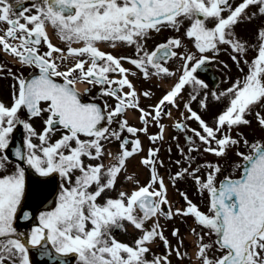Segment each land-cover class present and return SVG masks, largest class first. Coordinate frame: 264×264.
<instances>
[{
	"label": "snow or ice",
	"instance_id": "obj_1",
	"mask_svg": "<svg viewBox=\"0 0 264 264\" xmlns=\"http://www.w3.org/2000/svg\"><path fill=\"white\" fill-rule=\"evenodd\" d=\"M15 4L21 6L18 15L8 0H0V23L8 25L0 35V49L14 56L20 64L38 69L39 75L32 79L15 77L17 83L11 106L0 102V172L5 170L9 159L5 153L11 148L10 136L17 125H22L27 133L23 141L26 152L17 147L14 152L17 159L38 178H52L58 174L68 186L61 185L54 210L41 213L38 226L31 228L27 239L22 240L25 234L18 232L15 225L21 218L31 219L23 206L27 199L26 170L17 164L13 173L0 175V264H33L30 249H36L42 260L48 257L57 264H71L72 260L75 264H171L168 257L172 251L178 258H184L179 249L170 248L158 221L146 227L148 221L161 215L169 220L175 216H190L198 226L208 230L204 235L215 234L216 240L209 244L203 242L204 235L192 230L198 238L200 264H264V143L248 145L244 140L252 152L249 155L237 153L246 162L243 174L238 179L226 177L219 187L215 184L216 174L221 172L219 165H207L210 171L205 180L197 175L199 167L184 168L175 174L173 180L191 176L200 190L210 193L208 213L201 212L183 192L180 195L186 201L185 208L175 211L170 207L162 208V205H169V201L164 181L156 171L158 149H150L141 161L145 167L151 166L147 185L138 186L131 193L120 192L117 198L98 203L104 193L115 189L126 160L141 150L138 139L131 141L132 148L128 150L130 141L122 139L121 133L147 134L150 120L159 125L162 115H170L164 112L165 105L178 106L177 99L186 85H192L194 91L196 86L206 88L207 85L194 74L209 62L207 54L216 53L220 45H230L234 52L244 53L246 45L235 37L232 28L249 6L258 5L259 13L264 15V0H243L234 9L230 0H32L31 8L23 6L25 0H15ZM33 8L35 14H26ZM226 10L229 14L225 17ZM182 20L191 22L185 35L194 40L200 54L198 59L193 53L174 51L182 46L181 40L176 38L168 39L151 53L143 49L140 41L146 39L150 31L160 32L166 27L179 31ZM209 21H214L211 28L207 26ZM49 24L68 44L66 55L63 49L51 43L46 32ZM103 42L112 47L118 42L135 45L137 58H116L105 53L97 47ZM73 43L83 46L73 48ZM42 44L47 47L43 53L40 52ZM257 52L242 81H237L226 92L212 93L216 100L231 96L226 109L217 116L215 127L209 126L189 104L184 105L189 113L186 119L197 121L202 129L203 134L193 132L205 146L203 152L224 157L232 146L240 143L226 133L225 128L230 132L234 127L249 125L246 114L264 103V29L258 32ZM54 53L58 55L54 57ZM170 57L184 61L182 74L152 112L139 108L137 92L128 79L136 73L125 69L121 61L127 60L147 79L151 75L149 66L156 70L155 75H174L160 63ZM69 58L74 59V64L60 71L57 60ZM232 59L239 63L236 55ZM192 61L195 63L190 67ZM110 73L120 78L110 79ZM56 77L63 82L58 83ZM77 82L99 86L100 95L114 98L115 105L105 104V109H109L105 112L95 103H82L75 87ZM124 88L128 91L123 92ZM143 95L150 94L144 92ZM196 98V95L190 97L191 100ZM200 107H207L203 100ZM22 109L29 119L43 118L46 114L41 132L20 119L18 113ZM128 109L140 111L139 119L145 127L137 129L128 126L126 120L117 119ZM256 116L258 124L264 128V116L259 112ZM114 122L118 129L111 128ZM175 127L181 131L186 129L181 123ZM61 129L60 138L52 142L53 135ZM163 131L160 125V134L149 136V139L153 143L162 140ZM33 137L38 143L33 142ZM187 139L190 144L195 143L191 137ZM112 140L120 141L121 148L115 164L106 169L103 163L85 164V158L101 160L104 155L102 142ZM189 151L198 149L189 148ZM39 182L47 183L48 179ZM156 185L159 190L154 187ZM125 221L142 233L132 246L119 242L112 235L114 229L123 228ZM172 235L178 236L179 230H173ZM157 239L163 241L169 251L148 260L149 245ZM180 243L182 245V241ZM214 247L219 255L210 257L208 252Z\"/></svg>",
	"mask_w": 264,
	"mask_h": 264
},
{
	"label": "flooded vegetation",
	"instance_id": "obj_2",
	"mask_svg": "<svg viewBox=\"0 0 264 264\" xmlns=\"http://www.w3.org/2000/svg\"><path fill=\"white\" fill-rule=\"evenodd\" d=\"M10 4L13 5V11L18 15L19 11L21 10V6L15 4V0H8ZM32 0H25L24 7L31 8ZM26 14H35V9L33 8L30 13ZM23 22V21H21ZM8 25L6 23H0V35L3 34V31L6 30ZM31 27V26H30ZM46 32L47 35L50 38L51 43L64 50L65 55L67 54V48L68 44L64 41H62L59 36L57 35L56 30L49 24L46 26ZM186 31L181 30V26L179 27V31H176L170 27L162 28L160 32L150 31L149 35L146 39L140 41V43L143 46V49L147 51L148 53H151L156 49V47L160 44L166 43L168 39L176 38L180 39L182 42V46L179 49H173L174 51H177L179 53H185L190 52L195 54L196 58L198 59L200 54L196 50L194 46V40H190L185 35ZM12 43H17L16 41H12ZM83 45L81 43H73L71 47L73 48H79ZM97 47L99 50L104 51L105 53H110L116 58L120 57H129V58H137L136 55V49L135 45L128 46L124 43H117L115 47H112L110 43L103 42L98 43ZM226 47L227 45H220L218 48V51L216 53H208L207 55L210 57L209 62H207L203 67L211 68L212 71L217 75L214 79H207L204 76L199 75L197 72L194 74L197 79L202 81L204 84L207 85L206 88H200L199 86H196V90L194 91V88L192 85H186L185 88L182 90V93L180 97L177 99V107H173L172 105H165L164 106V112L169 113L171 110H177L176 111V124L181 123V119L189 115L187 110L185 109L184 105L187 103L191 106L193 111H196L198 115L201 117L205 116L203 119L209 126L215 127V122L213 120V113L212 111L203 112V108L200 107V102L203 100L208 106L215 107L216 109H223V107H227L230 96H222L219 100H216L212 93L215 92L216 94H220L221 92H226V90L230 87H232L236 82L237 78H234L235 75L229 76L228 73L225 72L226 64L229 66H234L236 62H233L232 56L235 55V53L227 51ZM47 47L46 45L42 44L40 47V52H46ZM54 57H56L58 54H53ZM140 55H143L141 53ZM87 57H84L86 59ZM74 59L69 58L65 61L57 60V63L59 64V70L60 71H66L68 67H71L74 64ZM161 65L164 67H167L169 71L173 72L174 75L167 76L164 74L155 75V69H152L151 66H149V72L151 75L149 78L145 79L143 74L135 68L134 65H131L127 62V60H122L121 64L125 69H128L130 72H135L136 75L132 76L129 75L128 79L131 81V83L134 85V88L137 92L138 101H139V108L144 109L145 111L152 112L153 107L158 104L159 100L174 86V84L177 82L179 76L182 74L181 69L182 65L184 63L183 60L177 58V57H170L166 59V61H160ZM195 61L190 62V67L192 64H194ZM87 67V65H86ZM39 71L38 69H35L34 67H29L26 65H22L18 62V60L12 56L11 54L3 51L0 49V87H2L1 91L4 92L1 94V102H3L5 105H9V107L12 104V96L14 92V85H16V79L15 77H22L27 78L32 73H35ZM75 75V74H74ZM110 79H119L120 76L115 73L109 74ZM59 83L63 82V79L60 77L54 78ZM214 82H217L216 85H214ZM79 85L84 86L83 96L85 100L94 102L97 104H102L105 106L111 105L114 106L116 101L114 98L110 97H102L100 95V87L89 85L87 83L77 82L75 87L79 89ZM113 87H116L113 85ZM128 89L124 88L123 92H127ZM148 92L149 96H144L143 93ZM192 95H196V100H191L190 97ZM109 109H105L104 111L107 112ZM130 114V115H129ZM21 120L27 122L28 120H31L32 127L36 130V132H41L44 128L43 119H46V114L43 118H35V119H29L28 115L26 114L25 110H21L18 113ZM141 113L137 109H128L126 110L123 115L119 116L118 120H126L128 126L135 127L137 129H140L142 127H145V125L142 124L140 121ZM164 118V116H162ZM160 122H162V119H160ZM189 123L196 124L195 120H188ZM105 126L106 125V122ZM199 125V123H197ZM112 129H118V124L114 122L111 125ZM148 128H151V130L157 132L160 130V124L157 125L155 122H152L150 120L149 124L147 125ZM200 129V128H197ZM16 130L20 131L22 134L23 140H25L27 133L23 129L22 125H17V127L14 129L13 133L10 136V139L15 135ZM202 130V129H201ZM63 130L61 132H56L52 139H57L62 135ZM180 132V129H174V134ZM148 134V131H147ZM144 132H138L135 136H133L130 133H127L126 131L121 133L122 139H127L130 142L134 141L135 139L143 136V138L147 135ZM37 140L35 137H33V142L35 143ZM103 146L106 143H111L114 145L120 146V141L112 140V141H103ZM128 150H131V146L128 145ZM24 152H26V148L24 146ZM8 155L9 159L6 164V168L3 172H0V175H5V171H8L13 173L15 171V168L17 164H20L22 167H24L26 170H31L28 168V166L19 160H16L13 158V156L9 153L8 150L5 153ZM104 157V155H103ZM103 157L100 161L103 160ZM98 161H91L85 158V164H97ZM60 194V190L58 191V195ZM104 195V194H103ZM102 195V196H103Z\"/></svg>",
	"mask_w": 264,
	"mask_h": 264
},
{
	"label": "rangeland",
	"instance_id": "obj_3",
	"mask_svg": "<svg viewBox=\"0 0 264 264\" xmlns=\"http://www.w3.org/2000/svg\"><path fill=\"white\" fill-rule=\"evenodd\" d=\"M243 0H236L232 6V8L234 9L236 6H238L240 3H242ZM229 13L226 12L225 17L228 15ZM243 17V18H242ZM240 21L238 24H236L235 26H233L232 31L235 34V37L240 41L243 42L246 45V51L244 53H239L237 58H239V65L242 68V61L244 64H246V69L249 70L250 66H251V61H252V55L255 53L256 51V55L258 54L257 50H255L254 47V40L258 37V32L259 29H263L264 28V15H261L259 13V6L258 5H253V6H249L248 9L245 10V13L242 15ZM250 17V19H249ZM190 21L189 20H182V24L181 30H184L183 28H185V30L190 26L188 25ZM250 28H248L247 26ZM257 25L258 29H253V27ZM207 26L209 28L214 26V22L211 23V21L207 22ZM246 26V27H245ZM256 30V31H255ZM255 31V32H254ZM227 51H230L231 49L229 47H226ZM257 49V47H256ZM243 54V56H241ZM241 56V57H240ZM242 60V61H241ZM245 61H247V63H245ZM229 66L226 64V69L228 70ZM241 71V70H240ZM2 87H0V99H1V94H3L4 92L1 91ZM203 112H205V110H203ZM259 112L261 116H264V103L259 104L258 106H255L254 108H252L251 112L246 114L245 119L250 121L249 125H241L237 127V131L239 133H241L242 137L244 136V138L248 139V142H260V143H264V128H262L257 121V116L256 113ZM174 133L171 135L172 138ZM235 138L237 140L240 141V143H238L237 145L232 146V148H230L228 150V152H230L232 149H236L238 147H241V140H243V138ZM183 139L182 135L178 136V138L172 139L170 140V142L172 143V145H170V152H166L164 156L170 157V158H174L172 160H170V165H168V167H170V172H168L166 175H168L167 180H165V184H166V194H167V198L173 197L174 199L181 197L180 193L183 192L187 195L188 198H192L194 195L195 201L197 203V207L201 210H203L205 213L208 211L209 209V201L206 195V190H200L199 186L196 185L192 179L191 176H186L185 177V183L186 184H178L176 183V180H173V177L175 176V174L177 172L183 171L184 168H189V162H193L194 160H197V158L200 156V159H202V156H206V152H203V148L205 147L202 143L199 142V139L195 136H193V141H195L194 144H190L189 146H187V148H196V145H199L198 151H200V153H198L197 151H193L192 155H188L185 152V155L183 153L178 152V149L176 147L175 143L181 142ZM161 144L163 142H160ZM168 143H166L165 147L168 148L169 145H167ZM232 155H229L228 157H231ZM188 157H192L191 160L188 159ZM108 158H113L112 156H108ZM181 160V161H180ZM177 161H179V163H177ZM108 164V162L106 163ZM167 168V167H166ZM172 169L177 170L176 173H173ZM197 175L200 176V178L202 180L206 179V173L204 172V169H200V172L197 173ZM203 191H205V195L203 193ZM182 198V197H181ZM184 200V199H183ZM177 205L174 204L173 208H176ZM186 204L181 205V209L185 208ZM183 219V218H182ZM179 222L181 219H177ZM184 223H187V225H185ZM174 224V223H172ZM194 222L192 219H190V221L188 219H186L183 222V226L184 227H188L189 225H193ZM196 227V232H198L199 230V226L195 225ZM31 231V230H30ZM186 232V231H185ZM185 232H183L181 230V233L184 234ZM30 232L26 233V237H21L22 240H26L27 239V234ZM191 236H187L186 241L191 239ZM185 240V238H184ZM165 251V255L167 254L166 249ZM171 257H168V259ZM170 260V259H169ZM195 260V259H194ZM200 261V260H199ZM171 264H187L186 261L184 262V258L181 260H178L177 258H174L173 261L171 262ZM198 264V263H196Z\"/></svg>",
	"mask_w": 264,
	"mask_h": 264
},
{
	"label": "water",
	"instance_id": "obj_4",
	"mask_svg": "<svg viewBox=\"0 0 264 264\" xmlns=\"http://www.w3.org/2000/svg\"><path fill=\"white\" fill-rule=\"evenodd\" d=\"M32 178H35L33 176H30V180ZM36 181H39V180H43V179H38L36 177ZM35 181V179H34ZM40 188H35L33 189V191L31 192V194L29 195V198H28V201L25 202L24 204V210H30L32 211L33 213L35 212V210L37 209V207L39 206L40 202L36 199V197L38 195H35L33 192H37L39 191ZM27 221H24L22 219L18 220L16 223L18 224H22V223H26ZM30 254H31V261L33 262V264H57V262L53 259H50L48 257H45L43 260L40 258V255L39 253L37 252L36 249H30Z\"/></svg>",
	"mask_w": 264,
	"mask_h": 264
}]
</instances>
